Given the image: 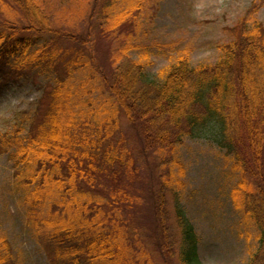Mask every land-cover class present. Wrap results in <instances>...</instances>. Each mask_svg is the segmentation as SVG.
I'll return each mask as SVG.
<instances>
[{
	"label": "trees",
	"instance_id": "trees-1",
	"mask_svg": "<svg viewBox=\"0 0 264 264\" xmlns=\"http://www.w3.org/2000/svg\"><path fill=\"white\" fill-rule=\"evenodd\" d=\"M117 1H104L100 26L131 24L130 9ZM70 2L74 21L86 14L73 25L56 20L44 0H0V89L29 72L53 77L33 106L0 130L14 196L49 263L202 264L194 225L177 198L184 166L176 150L186 137L226 149L239 173L234 204L264 246V23L256 16L264 0H251L227 28L231 37L216 45V61L192 64L184 47L153 76L151 61L121 63L132 44L113 48L100 65L83 29L97 19L98 0L92 9ZM83 70L88 75L74 85L72 74ZM144 204L146 226L132 215ZM0 264H14L3 233ZM245 264H264V247Z\"/></svg>",
	"mask_w": 264,
	"mask_h": 264
},
{
	"label": "rangeland",
	"instance_id": "rangeland-1",
	"mask_svg": "<svg viewBox=\"0 0 264 264\" xmlns=\"http://www.w3.org/2000/svg\"><path fill=\"white\" fill-rule=\"evenodd\" d=\"M81 1L82 5L78 7L87 5L92 9L95 0ZM104 1L98 0L93 9V18L97 19L84 23L83 29L92 39L86 50L103 66L110 50L124 49L125 44H132L133 48L123 55L121 63L139 57L151 61L149 75L153 76L184 47L190 48L192 64L216 61L220 56L216 45L230 39L227 28L237 22L251 0H118V7L130 9L132 18L131 24L124 23L117 28L107 27L105 21L101 23L102 27L98 23L103 20ZM44 2L49 12L59 22L62 19L64 25H73L72 22L76 23L86 15L74 21L72 13L67 12L73 6L70 0ZM256 16L264 23V4L257 9ZM87 75L88 70L75 72L71 82L79 85ZM93 75L98 89L99 76ZM52 79L29 72L2 87L0 130L11 128L18 113L30 109L40 93L50 88ZM95 92L96 97H101L105 91L101 88ZM123 131L125 136L131 137V130L124 122ZM183 140L176 150L184 166V184L177 198L194 225L201 263H247L251 254L261 251L264 246L257 239L258 231L253 221L234 204L233 188L239 173L232 167L231 156L208 138L186 137ZM12 169L6 156L0 155V233L10 241L14 264H51L46 249L26 222L24 205L14 196ZM168 208L173 218L171 201ZM146 209L145 204L133 209L135 222L149 223Z\"/></svg>",
	"mask_w": 264,
	"mask_h": 264
}]
</instances>
